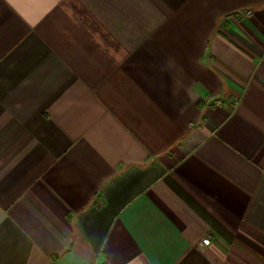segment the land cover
<instances>
[{
    "label": "crops",
    "instance_id": "crops-1",
    "mask_svg": "<svg viewBox=\"0 0 264 264\" xmlns=\"http://www.w3.org/2000/svg\"><path fill=\"white\" fill-rule=\"evenodd\" d=\"M0 264H264V0H0Z\"/></svg>",
    "mask_w": 264,
    "mask_h": 264
},
{
    "label": "built area",
    "instance_id": "built-area-1",
    "mask_svg": "<svg viewBox=\"0 0 264 264\" xmlns=\"http://www.w3.org/2000/svg\"><path fill=\"white\" fill-rule=\"evenodd\" d=\"M248 13H251V11H248ZM235 103H237V101H235ZM210 241H211V240H210L209 237L203 239V242L206 243V244H209Z\"/></svg>",
    "mask_w": 264,
    "mask_h": 264
}]
</instances>
